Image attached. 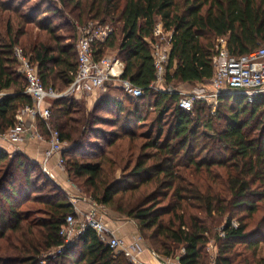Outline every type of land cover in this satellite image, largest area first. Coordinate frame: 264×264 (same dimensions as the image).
Returning a JSON list of instances; mask_svg holds the SVG:
<instances>
[{"label": "trees", "instance_id": "trees-1", "mask_svg": "<svg viewBox=\"0 0 264 264\" xmlns=\"http://www.w3.org/2000/svg\"><path fill=\"white\" fill-rule=\"evenodd\" d=\"M29 1L0 0V91H5L0 135L14 126L20 107L33 104L15 48L31 57L45 87L64 92L78 70V35L58 33L67 26L76 31L71 22L54 23L65 16L58 6L83 24L110 23L114 32L95 45L96 58L118 47L117 58L125 63L122 77L141 87L143 95L120 96L115 91L125 90L111 86L114 91H103L91 110L79 109L71 95L53 99L52 124L62 141L72 144L63 157L76 154L66 161L70 176L84 179L98 204L134 220L147 246L163 257L185 249L182 264H264L259 256L264 214L257 216L264 201V96L247 102L241 95L221 94L216 111L205 99L185 110L179 104L181 93L169 87L210 82L219 38L227 40L231 55L264 45V0H56L47 9L49 17L39 12L49 0H37L38 7ZM159 22L171 32L164 90L152 88L156 68L151 41ZM31 23L41 35L29 30ZM144 108H153L155 130L135 155L136 141L144 133L132 127L146 120ZM100 111L111 116L97 115ZM97 124L114 129L95 134L92 145L100 150L92 151L96 159H81L91 153L79 144ZM40 127L47 135L42 122ZM34 165L39 166L23 153L9 157L0 148V239L8 230H23L30 217L17 203L34 188ZM37 201L45 205L41 229L35 232L33 223H24L32 233L21 243L24 254L0 256V264H134L105 245L92 228L66 243L60 229L75 206L61 193ZM211 240L217 248L212 258L205 251ZM44 253L48 255L41 258Z\"/></svg>", "mask_w": 264, "mask_h": 264}, {"label": "built area", "instance_id": "built-area-1", "mask_svg": "<svg viewBox=\"0 0 264 264\" xmlns=\"http://www.w3.org/2000/svg\"><path fill=\"white\" fill-rule=\"evenodd\" d=\"M78 28L80 30L77 42L78 70L73 82L64 92L45 87L31 57L22 47L15 48V56L19 62L18 70L27 80L25 93L32 97L33 104L18 109L15 116L16 123L3 137L13 145H18L28 138L46 141L47 147L44 150L41 165L47 174L48 164L56 154H60L58 163L61 165L64 163L61 132L52 124L51 102L53 99L81 93L94 97V103H96L98 96L108 87V84L122 87L133 97L143 95L141 87L135 85L130 79L122 77L125 63L121 59L108 55L100 59L96 58L95 45L105 42L114 32V27L110 23L91 21L78 25ZM170 34L171 32H167L163 24L159 22L155 29V39L151 41L156 68V80L152 88L157 90L162 89L164 87L162 85L166 83V67L171 51ZM217 46L218 52L213 58L215 72L210 81L212 91L207 96L218 99L221 94L234 93L241 95L247 102H253L259 96H264V45L243 55H231L225 38H219ZM180 93L182 97L179 104L185 110H192L198 99H208L201 91ZM4 94L5 91H0V100ZM40 122L45 125L47 135L42 132ZM74 206V212L67 215L60 229V235L64 237L66 243H72L88 228H92L105 245L116 253L125 255L134 263L142 261L141 255L147 250L154 262L182 264L180 256L185 249H182L177 256L163 257L148 246L147 248L142 246L140 241L128 242L118 236L96 208L89 209L85 213V219H79L80 209Z\"/></svg>", "mask_w": 264, "mask_h": 264}, {"label": "rangeland", "instance_id": "rangeland-1", "mask_svg": "<svg viewBox=\"0 0 264 264\" xmlns=\"http://www.w3.org/2000/svg\"><path fill=\"white\" fill-rule=\"evenodd\" d=\"M36 1L37 0H30L28 3H29V5L34 3V7H35L38 4V3H36ZM35 3H36V5H35ZM55 3H56V0H49L48 3L44 4V6L39 7V12L42 15H48L47 9L54 7L56 5ZM38 5L36 7H38ZM58 7L64 13L65 16H64V20H63V16H60V18L56 19L54 21V23H60L61 21H68L69 23L71 22L70 24L76 26V31L74 30L73 27L67 26V27H61L58 30V33H66L68 35H72L74 33H77V35H78L77 39H78L79 32H80L78 25H82L83 23L80 22L78 19H76L75 16H72V14L69 13V10H66L61 5H59ZM29 14L31 15V14H33V12L30 11ZM36 16L37 15L34 16L35 19H36ZM48 17H49V15H48ZM89 21L91 22V20H89ZM93 22H95V21H93ZM27 27L35 35H37V34L41 35L42 34L41 29L39 28V26L36 23H31ZM77 39H76V41H78ZM67 41H72V37L68 38ZM106 55H108L109 57H112V58L117 57L118 47L109 48L106 51ZM175 85H176V87L175 86H173V87L169 86V87L172 90L175 89V91L184 92V93H189V92L191 93L193 91H201L202 93H204V95L207 96L212 91L209 81L208 82H200V83H190V84L178 82ZM111 86H113V85L108 84V87L105 88L102 95L112 93V91H114V90H112V88H110ZM162 86H164V84ZM164 87L167 89L166 85ZM164 87H162V89ZM169 87H168V89H169ZM155 90H157V89H155ZM115 92H116V94H122L120 96L125 95V91L123 93L120 91H115ZM69 95L74 97V100L76 101V105L79 107V109H84V106H85V107H87V109L91 110V109H93V107L95 105L94 97L82 95L81 93H79L77 95H75V94H69ZM100 95L99 96L97 95L98 99H99ZM207 97H208V99L206 101L212 106V110L216 111L218 109V104H219L218 99L215 97H211V96H207ZM263 110H264V108H263ZM144 114L147 115L146 120L143 121L142 123H140V125H134L132 127V129H135L137 132H139L141 134L144 133V136L137 139V141H136L135 155H136V153L140 152L138 146L141 145L142 143L150 141V139L152 138L151 136L153 134L150 135V132L152 131L151 129H153V131L155 130L154 129L155 127L153 128V126L155 124V113H154L153 108H149V109L144 108ZM97 115H101V116L104 115L105 117L111 116V114L105 113L104 111H100ZM78 116H80V115H78ZM261 122H263V121H261ZM88 129H92L94 131H92V130L88 131L87 134L85 135V139L83 141L84 144H79V145L82 146L83 151H86L85 153H91V154H87L86 156H84L85 158H81V159L92 160V159H96V157L93 156L94 154L92 155V151H96V153H100V150L97 147H93V145H92V143L94 141H96L95 134L101 133L102 135H104L105 132L103 130L114 129V127L112 125H108V124H97L94 127L90 126ZM2 137H3V135H0V142L1 143L3 142L2 139H4ZM34 140H36V139L33 138V140H27L26 142L29 143V145H34L33 144L35 142ZM32 141H33V143H32ZM102 143L106 144L107 142L104 141ZM21 144L14 145V146L10 145L9 150H5L2 145H0V148L7 151V153H9V157H13V155H15L16 153L21 152V153H23V155L27 156L28 158H31L32 161H34L35 163H38V165H39L38 167H35V165H34V168H33L34 188L29 192L27 197H24L22 199V201L17 203V204H22L20 207H18V209H20L21 211H24V212L30 211V217L27 218L26 222H23V230H21V231H10V230H8L7 233H9V234L6 236V238L0 239V256H15V255H21L22 256L24 254L21 250V247H22L21 243H23L25 238L32 237V233L27 232L28 228H27V225L24 226V223H33V225L35 227V232H38L41 229L39 227L41 225L42 219H44L46 216H45L44 210H43L45 205L41 202H38L37 199H40V198L44 199L45 197H50L56 193H61L63 196L67 197L74 205H76L78 209H80V214L78 215L79 219H85V213L91 208H96L98 213L103 217V219L106 221V223H108V222L113 223V222H118L122 219H125V220L128 219L126 216L114 211L110 207L98 204L92 198L90 192L88 191V187H87L84 179H80V178H77L75 176H73V177L70 176L66 161L69 157H74L76 155L74 152L65 153V156L63 157L64 158L63 165H61L57 162L53 166V165H50V163H49L48 169H47L48 174H47L44 172L42 165H41V162L34 159L27 152H25L24 146L20 147ZM125 145L127 146V144H125ZM71 146H72V144H69L68 142L63 140V151L67 148L70 149ZM126 154H127V152L124 153V157L126 156ZM59 155L60 154H56L55 156L58 157ZM79 157H83V156H79ZM9 159L6 160V162L3 165H5L9 161ZM121 165L123 166V162ZM107 168H108V166H107ZM117 172H118V176H119L121 169H118ZM39 195H42V196H39ZM263 214H264V201L259 202V212H258L257 216L260 218L261 216H263ZM132 221H134V220H132ZM234 223L237 226L238 221L236 219H234ZM251 227L255 228L256 226L251 225ZM220 229H221V227H220ZM18 237L22 238L19 241L20 245L17 244V238ZM263 238H264V236H263ZM15 245H18V246H15ZM205 251L210 253V258L215 256V254L217 253V248H216L214 240L210 241V243L207 245ZM46 255H48V254L47 253L42 254L41 258L45 257ZM150 256H151V254H150ZM259 256L264 257V239L262 240L261 250L259 251ZM129 261L134 263L131 260H129ZM150 262L151 261L147 258V259H143L142 261H139L138 263H134V264H150ZM154 263L159 264L158 261H156Z\"/></svg>", "mask_w": 264, "mask_h": 264}, {"label": "crops", "instance_id": "crops-1", "mask_svg": "<svg viewBox=\"0 0 264 264\" xmlns=\"http://www.w3.org/2000/svg\"><path fill=\"white\" fill-rule=\"evenodd\" d=\"M2 140L3 142L2 143L0 142V145H2L5 150H9L10 145L14 146L9 141H7L5 138ZM27 140H33V139H30V138L26 139L25 141L22 142V144L20 143L21 144L20 147L24 146L25 152H27L34 159L42 162L44 158V150L47 147V143L45 141L34 140L35 141L34 143L32 141L34 145H29V143L26 142ZM57 162H58V157L54 156L51 159L50 165L54 166ZM108 224L118 236L126 239L128 242L134 243L136 241H140V244L147 248V244L141 239V236L138 231V227L134 221L130 219H127V220L122 219L118 222H113V223L108 222ZM141 257H142V260L148 258L151 261L150 264L151 263L155 264L154 260L150 256L149 251L145 250L144 253L141 255Z\"/></svg>", "mask_w": 264, "mask_h": 264}]
</instances>
